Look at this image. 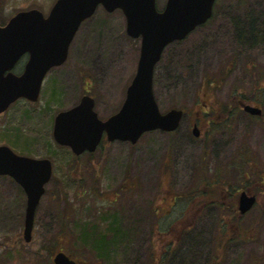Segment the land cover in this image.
Wrapping results in <instances>:
<instances>
[{
	"label": "rangeland",
	"instance_id": "374dc122",
	"mask_svg": "<svg viewBox=\"0 0 264 264\" xmlns=\"http://www.w3.org/2000/svg\"><path fill=\"white\" fill-rule=\"evenodd\" d=\"M55 1L0 0V22L32 7L47 13ZM218 6V32L197 28L170 43L156 64L161 111L178 107L190 115L177 129L150 130L134 143L105 139L79 156L55 143L58 111L88 91L105 119L120 109L136 73L141 38L128 35L121 9L103 6L81 24L65 63L47 73L40 98L15 103L0 116V143L49 156L54 164L29 242L23 236L26 194L12 177L0 176V264H53L58 250L80 264H264V0H219ZM203 92L214 95L217 109L236 94L260 104L261 116L238 107L208 133L200 123L203 134L194 136L190 118L201 108ZM207 179L221 180L222 192L228 184L251 187L257 202L238 216L223 204L234 201L230 190L200 207L187 194ZM83 223L110 235L118 225L122 234L100 257L79 239Z\"/></svg>",
	"mask_w": 264,
	"mask_h": 264
},
{
	"label": "water",
	"instance_id": "95a60500",
	"mask_svg": "<svg viewBox=\"0 0 264 264\" xmlns=\"http://www.w3.org/2000/svg\"><path fill=\"white\" fill-rule=\"evenodd\" d=\"M214 0H168L158 11L155 0H56L45 15L38 8L20 10L0 25V112L19 97L36 100L48 70L62 64L68 56L70 44L82 21L91 16L98 5L107 10L121 8L127 19V32L141 35L142 43L136 73L129 84L120 109L106 119L98 116L95 100L85 95L81 101L60 111L54 124V138L68 145L79 155L95 151L103 134L109 141L136 142L149 130L176 129L183 109L161 112L153 88L154 68L166 44L184 38L198 24L210 16ZM25 53L29 57L24 71H12ZM246 111L261 114L258 106L245 104ZM195 135L199 131L193 129ZM49 158H36L16 153L6 144L0 145V175L12 176L24 189L27 203L24 218V238L30 241L35 224L36 208L45 193V184L52 176ZM256 197L241 193L239 208L249 210ZM55 264H75L63 251L57 252Z\"/></svg>",
	"mask_w": 264,
	"mask_h": 264
},
{
	"label": "flooded vegetation",
	"instance_id": "af4514ba",
	"mask_svg": "<svg viewBox=\"0 0 264 264\" xmlns=\"http://www.w3.org/2000/svg\"><path fill=\"white\" fill-rule=\"evenodd\" d=\"M218 1L219 0H215V2L213 4V12H212L211 17L205 23H203L201 25H198L197 28H200V27H203V26H211L212 29L209 30L210 33L218 32L221 29L222 21H220V23H219L220 24V29L218 28L219 27V24H214V22L217 21V19L222 16L221 14L218 13V7H219L218 6ZM166 2H167V0H156L157 9L158 10H163L164 7H165ZM27 59H28V54L23 55L21 57V59L18 61V63L16 64V66L14 67L13 70L16 73H21V71H23V69L25 68V63H26ZM86 93H88V91ZM234 98L235 97L232 96V97H230L229 100L234 99ZM198 99L202 101L201 108H199L197 111H195L196 112V115H194V116H192V118H190V124H191L192 127H195V125H197L198 128L201 131L200 123H202L203 126H205L206 131L208 133L209 131H211V128L214 125H216V123H220L221 122V119H225V118L222 117L223 116L222 113L216 114V112L218 111V109H217V106L214 105V103H215V100L214 99L215 98H214V95L212 93L203 92L201 95H199V98ZM36 101L29 100V99H27L25 97L18 98L16 101H14L13 103L10 104V106L8 107V109L6 111H4L3 113H0V116L3 115V114H5L7 111H9L11 109V106L13 104H15V103H18L19 102V103H26V104L32 105ZM239 101H240V107H241L242 100H239ZM231 104L233 105L234 103L231 102ZM24 113H25V115H28L30 113L29 110H28V108L25 109ZM186 116H187L186 118L188 119L189 116H190L189 113H187ZM54 120L52 122V129H53V126H54ZM201 134H203L202 131H201ZM0 144H3V143H0ZM28 155H30V154H28ZM37 157H42V156H37ZM248 164H249V162H248ZM254 168H255L254 166L250 165V169L252 171L254 170ZM230 190L234 191L232 193L233 194L234 201L233 202H229V204H228L226 202V199H224L223 200V204L226 203L227 207L231 208L232 209L231 211H233L234 213L239 212L238 209H239V201H240V193H241V191L245 190V191H247L248 194H254L253 193V190L251 189V187H248V186L245 187L243 185L242 186H238V189L237 188L236 189L234 188V190H233V188H232ZM230 190H224V188H223V192L220 191L221 197L224 198V196H225V193L224 192H226V195H227V193H229ZM204 204L205 203H202L200 205V207L205 206ZM223 204H221V205L218 204V205H220L219 207H222ZM209 205H213V202L206 203V206H209ZM78 263H79V261H78Z\"/></svg>",
	"mask_w": 264,
	"mask_h": 264
},
{
	"label": "trees",
	"instance_id": "16d2710c",
	"mask_svg": "<svg viewBox=\"0 0 264 264\" xmlns=\"http://www.w3.org/2000/svg\"><path fill=\"white\" fill-rule=\"evenodd\" d=\"M254 88L256 90L260 89L258 82L256 84H254ZM230 102L234 103L233 106H230V104L229 105L225 104V106L223 108L226 114H230L233 109L238 108L237 99H235V98L231 99ZM221 183L222 182L220 180V182H218V184H217V182L211 184V182H208V179H207L204 182V186H201V188H198L196 190H192L191 192H188L187 196L188 195L192 196L194 198L193 201H199L201 204L202 203L206 204V203H209L212 201L219 202V199H223V197H221V193H220V197L218 198V191L220 192L221 191L220 188L222 187ZM227 183L228 182H225L224 185ZM227 188H228V190L232 189V187H229V184L227 185ZM224 190H225V188H224ZM200 194L202 197H206L207 195L209 196V194H210L213 198L210 199L207 197L203 200V199H201V197H199ZM114 220H115V218H114ZM79 225H80L79 236H78L79 239L84 244H90V246L92 248H94L95 252L100 257L106 256V254L109 252V247L113 243H115L117 241L116 238L122 234L120 231V226H118V225H116L115 227H114V225L111 226L110 230L114 229V232L111 233V235H110V233L102 231L96 223H91V224L83 223V225L82 224H79Z\"/></svg>",
	"mask_w": 264,
	"mask_h": 264
}]
</instances>
